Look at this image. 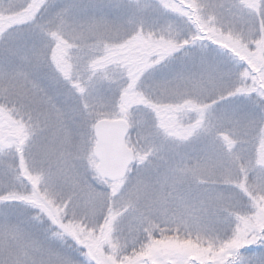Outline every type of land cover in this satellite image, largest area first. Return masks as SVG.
<instances>
[{
	"label": "snow or ice",
	"instance_id": "snow-or-ice-1",
	"mask_svg": "<svg viewBox=\"0 0 264 264\" xmlns=\"http://www.w3.org/2000/svg\"><path fill=\"white\" fill-rule=\"evenodd\" d=\"M0 264H264V0H0Z\"/></svg>",
	"mask_w": 264,
	"mask_h": 264
}]
</instances>
